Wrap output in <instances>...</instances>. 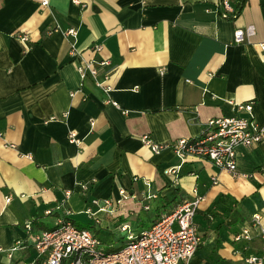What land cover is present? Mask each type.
Listing matches in <instances>:
<instances>
[{"label": "crops", "instance_id": "crops-1", "mask_svg": "<svg viewBox=\"0 0 264 264\" xmlns=\"http://www.w3.org/2000/svg\"><path fill=\"white\" fill-rule=\"evenodd\" d=\"M40 1L0 0V264L36 258L31 236L62 208L112 250L195 194L202 242L190 264H203L205 248L220 246L216 254L231 256L224 264L259 251L254 230L248 241L233 236L253 213L264 225V138L237 147L244 175L232 176L202 157L180 161L170 146L154 151L141 136L194 138L212 117L244 114L235 108L244 102L264 124V0H246L235 15H223L219 0ZM247 24L255 33L235 43ZM72 42L78 57L111 59L108 93L80 75ZM91 198L110 203L88 213Z\"/></svg>", "mask_w": 264, "mask_h": 264}, {"label": "built area", "instance_id": "built-area-1", "mask_svg": "<svg viewBox=\"0 0 264 264\" xmlns=\"http://www.w3.org/2000/svg\"><path fill=\"white\" fill-rule=\"evenodd\" d=\"M40 3L44 5L47 0H41ZM221 7L223 15L236 14L232 0H221ZM254 33L253 24L239 27L233 32V41L243 42ZM64 34L75 37L76 29L68 27ZM19 39L26 41L27 36L21 34ZM259 46L264 50V41L259 42ZM98 47L96 46V49ZM68 53L75 60L80 75L82 77L90 75L96 84L108 93L110 87L106 80L109 78L111 59L108 56L96 60L78 57L73 42ZM106 101L115 103L108 99ZM235 108L236 111H244V114L212 117L205 123L202 133L194 138L182 137L175 142L161 144L152 141L149 134L144 133L141 139L154 151L170 146L180 161L187 157H202L210 160L219 169L229 171L232 176L244 175L237 169V147L260 142L264 138V124L260 125L253 119L251 102L236 104ZM74 136L75 133L70 132L69 138L73 139ZM178 167L179 164L174 165L164 172L175 173ZM213 181L215 182L216 178ZM79 186L81 189L87 188L85 183ZM119 192L123 194L124 190L120 189ZM9 198L10 196H6L5 200ZM202 199L203 196L195 194L177 202L171 211L155 219L148 228L136 234L127 231L123 245L112 250H105L100 245V239L88 229L75 226L68 215L69 210L62 208V213L56 217V222L51 228L40 230L31 236L32 245L37 257L43 255L40 264H190L193 254L202 242V234L194 222L196 208ZM109 203L110 198L102 200L91 198L86 212H94L91 209L92 205H96L97 209H103ZM24 227L30 229L29 222H25ZM125 228L126 225H123L122 229ZM252 230L261 240L260 250L248 253L230 264H264V225L261 223L260 214L253 213L249 224L241 226L233 239L248 241L252 238ZM15 248L16 244L7 249L9 255ZM242 248L245 250L246 246ZM2 249L0 247V251ZM234 251L239 252L237 249ZM36 258L31 260L9 258L6 264H36Z\"/></svg>", "mask_w": 264, "mask_h": 264}, {"label": "rangeland", "instance_id": "rangeland-1", "mask_svg": "<svg viewBox=\"0 0 264 264\" xmlns=\"http://www.w3.org/2000/svg\"><path fill=\"white\" fill-rule=\"evenodd\" d=\"M240 219V218H239ZM127 234V233H126ZM256 242V238L252 239L251 241H249V250H251L254 246L253 244ZM240 241H235L234 243H230L231 245L233 244V246H237V247H241L240 246ZM229 244V245H230ZM207 243L205 242L204 244V248L207 247ZM216 247H220V246H216ZM216 247H215V250L213 252H210V253H205L206 252V248L204 249V251L202 252V261H203V264H224L226 262V259L225 258H229L227 257L225 254H224V250L222 253L220 254H216ZM104 248V247H103ZM105 249V248H104ZM108 249V248H106ZM105 249V250H106ZM222 251V250H221Z\"/></svg>", "mask_w": 264, "mask_h": 264}, {"label": "trees", "instance_id": "trees-1", "mask_svg": "<svg viewBox=\"0 0 264 264\" xmlns=\"http://www.w3.org/2000/svg\"><path fill=\"white\" fill-rule=\"evenodd\" d=\"M245 1L246 0H234L236 13L239 12V10L241 9V7H242V5L244 4ZM218 4H219V6H221V0H219ZM224 197H226V195L225 196L221 195L219 198L222 200V199H224Z\"/></svg>", "mask_w": 264, "mask_h": 264}]
</instances>
